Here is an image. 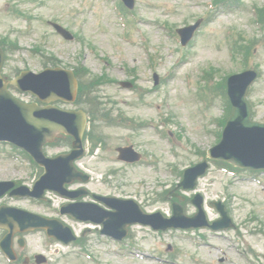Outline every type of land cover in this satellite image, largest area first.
Wrapping results in <instances>:
<instances>
[{
  "label": "rangeland",
  "instance_id": "1",
  "mask_svg": "<svg viewBox=\"0 0 264 264\" xmlns=\"http://www.w3.org/2000/svg\"><path fill=\"white\" fill-rule=\"evenodd\" d=\"M249 1L251 4L264 6V0ZM116 2L117 0H0V38H8L11 35L10 38L16 40L20 47L19 51L6 54L7 63L4 72L5 74L12 73L13 69L25 66L39 71L45 67L44 65L53 64L44 56L54 54L66 66L83 63L90 68L92 74L97 75L104 73L105 70L98 62L96 52L110 53L112 58H110L111 65L108 68V74L117 81L100 88L102 100L107 102L109 107L117 106L132 117L147 121L148 125L140 135L135 134L134 137H130V131L125 126L98 123L106 135V148L96 149L93 154L88 153L81 160V164L92 174L93 179L88 186L93 191L103 194L112 192L122 197H138L143 201L148 211L162 208L168 212L170 210L168 202L151 204L153 199L149 200V198L154 195L152 193L147 195L149 192L147 186L151 190V183H141L143 176H149V180L154 181L157 173L154 171L150 173V168L129 165L118 160L116 148L126 143L135 142L140 149L143 148L150 153L161 155L163 163L167 160H174L167 154V144L164 142L163 145V142L157 139L149 126V118H153L160 111L164 114H172L169 117L171 121L166 123L165 129L168 131L171 129L178 142L180 156L176 160L180 164L179 166L185 168L190 164L202 161V153L219 141L220 124L214 122L212 118H220L224 115V102L217 97L205 116V109L198 107L195 98L196 90L198 93L200 92L197 82L203 81L200 76L204 69H218L219 75L214 78L217 81L222 80L225 74L243 71L241 70L243 66L241 55L238 56L237 61L231 58L230 43L233 36H229L230 41L227 37L226 40L224 39V47L220 50L207 46L201 47L200 44L210 39L208 34L206 36L203 34L200 41L197 42V46L191 48V50H196L200 56L196 58L195 63L183 69V72H186L185 75L196 82V85L188 86L186 83L188 79L182 77V70L177 68L176 77L171 79L168 84L165 83L163 92L156 95V101L151 100L153 95L149 96L147 91H144V98L141 99L137 93L122 87L121 82L134 79V75L128 72V67L138 68L137 84L148 88L152 85L153 76L151 73L153 71L146 65L145 58L148 53L142 48V38L138 29L134 28L133 35L136 39L133 44L125 42L120 36L121 27L118 22ZM196 2V0H138V10L144 15L141 31L148 38L151 52L159 49L158 58H161L159 59V71L161 74L168 71V66L176 64L175 60L182 54V51L176 53L177 41L168 37L164 29L162 31L154 25V19H167L173 24L192 22L195 16L206 12V8L193 5ZM250 2L244 0V3ZM14 6L31 14L32 19L28 22V20H24L23 16L11 15ZM250 13L251 11L242 8L228 9L227 14L215 23V26L213 25L210 27L211 29L207 30L217 34L218 39L223 38L225 32L227 36V28L233 29L235 33L242 32L247 39H261L264 37V28L261 30L260 25L254 22ZM53 20L62 22L70 30H79L88 35L97 45L96 49L91 48V51L87 52L81 48L83 46L80 47L78 41L74 44L62 39L47 25L48 21ZM209 43L213 46L217 45L212 40ZM36 44L40 46V50L34 54L32 47ZM249 66L255 67L261 74L251 87L248 99L254 104V117L262 120L264 119V42L255 44V49L249 58ZM163 97H165L166 104L161 106L159 100ZM192 99H194V103ZM156 105H159L158 110L155 108ZM117 112L115 110V114ZM179 134L181 135L179 136ZM57 146L58 144L46 147L47 154L53 156L68 149L67 146ZM15 154L18 157L8 156L0 151V180L18 179L31 186L42 173L41 167L31 166L23 153L16 151ZM112 168H115L117 172L110 173ZM158 176L160 179L165 178V167H162ZM102 177L110 182L101 181ZM167 179L172 182L173 177L169 175ZM196 188V190H187L184 193L186 192L185 194L190 197L196 192H201L205 196L206 202L208 201V209L213 213L210 219L220 217L218 210L212 206L211 202L215 200L224 203L236 226L227 233L206 235V242L213 243L212 247L206 246V242L197 237L198 233L192 231L185 233L179 230H169L155 233L134 226L132 231L138 238L135 244L151 253L156 250H167L169 244L174 248L179 247L180 253L177 255L180 254L178 261L180 264H263L264 173L256 178L246 172L234 176L213 162L208 172L199 179ZM185 201L187 200L185 199ZM4 202H8L10 205L25 206L29 209L42 210L41 208L44 207V204L38 205L28 199L13 197H6ZM45 208L52 212L49 207ZM195 210L194 204L190 203V213ZM70 223L79 233L91 226L76 221ZM87 230L86 248L93 253L95 260L82 254L80 251L84 248L80 245L62 244V246L58 245V248H62L61 252L59 250L55 256H51L46 264H159L126 257L123 245L114 244L110 239L100 237L96 230ZM39 246L40 237L38 234L29 238L28 248L32 252H38ZM16 249L20 250L18 246ZM249 253L253 258L247 257ZM163 256L168 258L166 252ZM173 261L175 263L176 259L173 258ZM0 264H8L2 253H0ZM161 264H169V262Z\"/></svg>",
  "mask_w": 264,
  "mask_h": 264
},
{
  "label": "water",
  "instance_id": "2",
  "mask_svg": "<svg viewBox=\"0 0 264 264\" xmlns=\"http://www.w3.org/2000/svg\"><path fill=\"white\" fill-rule=\"evenodd\" d=\"M239 106L243 105V94L240 95L239 97V103H238ZM239 110L241 111V108L239 107ZM77 119H79V122H78V125L77 127L75 128V134L78 138V142H80V137H81V133H82V127H83V123H84V118H79L78 115H74ZM263 138H264V135H263Z\"/></svg>",
  "mask_w": 264,
  "mask_h": 264
}]
</instances>
